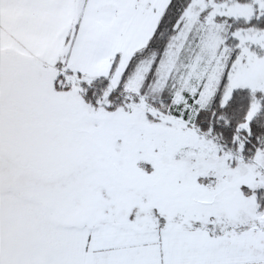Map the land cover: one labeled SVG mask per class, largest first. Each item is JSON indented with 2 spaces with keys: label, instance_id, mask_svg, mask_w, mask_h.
<instances>
[{
  "label": "snow or ice",
  "instance_id": "6c2138e0",
  "mask_svg": "<svg viewBox=\"0 0 264 264\" xmlns=\"http://www.w3.org/2000/svg\"><path fill=\"white\" fill-rule=\"evenodd\" d=\"M0 264H264V0H0Z\"/></svg>",
  "mask_w": 264,
  "mask_h": 264
}]
</instances>
